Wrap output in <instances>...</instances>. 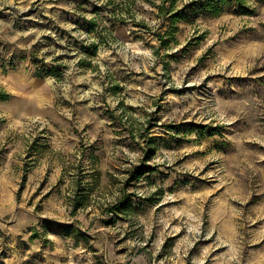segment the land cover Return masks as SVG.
<instances>
[{
  "label": "rangeland",
  "instance_id": "rangeland-1",
  "mask_svg": "<svg viewBox=\"0 0 264 264\" xmlns=\"http://www.w3.org/2000/svg\"><path fill=\"white\" fill-rule=\"evenodd\" d=\"M106 3L0 0V264H264V0Z\"/></svg>",
  "mask_w": 264,
  "mask_h": 264
},
{
  "label": "trees",
  "instance_id": "trees-1",
  "mask_svg": "<svg viewBox=\"0 0 264 264\" xmlns=\"http://www.w3.org/2000/svg\"><path fill=\"white\" fill-rule=\"evenodd\" d=\"M175 1L176 0H160L161 4L158 5L157 8L160 11H164V12L168 13L170 11V9L173 8ZM166 2H168V5L167 6H165ZM133 3H134V0H121V3L120 4L122 6H124L123 8L122 7H119L120 4H116L115 3V0H107V3L106 4L107 5H110L112 7L113 12L115 13L114 14V16H115L114 18L116 19V21H118V22H124L125 21V18L121 15V12L126 11V13L129 14V11L126 8V6L128 7V6H130V4H133ZM171 10H173V9H171ZM177 14H178V11L177 12H173V14H171L169 16V18L170 19H174V18H176V15ZM91 21L92 22H91V25L89 26V29L90 30H93L94 29V24H93L94 20H91ZM109 21H111V20H109ZM142 28H143V26H142ZM94 49L95 48H93L92 52L95 51ZM48 73H51L52 74L51 71L48 72ZM6 98H7V94L0 93V99H6Z\"/></svg>",
  "mask_w": 264,
  "mask_h": 264
}]
</instances>
